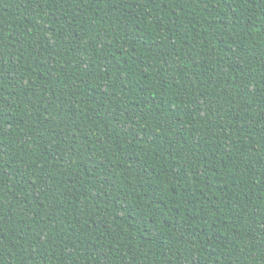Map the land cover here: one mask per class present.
<instances>
[{
    "label": "trees",
    "instance_id": "trees-1",
    "mask_svg": "<svg viewBox=\"0 0 264 264\" xmlns=\"http://www.w3.org/2000/svg\"><path fill=\"white\" fill-rule=\"evenodd\" d=\"M0 264H264V0H0Z\"/></svg>",
    "mask_w": 264,
    "mask_h": 264
}]
</instances>
